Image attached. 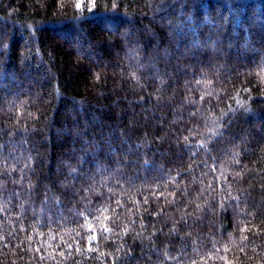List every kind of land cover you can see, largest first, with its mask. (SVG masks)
I'll return each instance as SVG.
<instances>
[{"label": "trees", "instance_id": "trees-1", "mask_svg": "<svg viewBox=\"0 0 264 264\" xmlns=\"http://www.w3.org/2000/svg\"><path fill=\"white\" fill-rule=\"evenodd\" d=\"M0 264H264V0H0Z\"/></svg>", "mask_w": 264, "mask_h": 264}]
</instances>
